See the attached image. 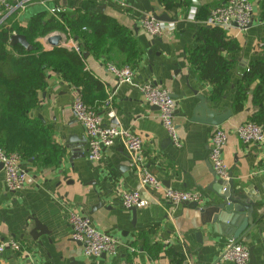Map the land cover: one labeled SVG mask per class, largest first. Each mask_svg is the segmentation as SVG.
<instances>
[{
    "label": "crops",
    "instance_id": "0c3cea01",
    "mask_svg": "<svg viewBox=\"0 0 264 264\" xmlns=\"http://www.w3.org/2000/svg\"><path fill=\"white\" fill-rule=\"evenodd\" d=\"M260 1L253 0L254 22L247 30L234 26L225 31L228 39L235 41L240 49L237 53L224 54L234 65L228 72L225 95L216 101L211 100V86L198 78L188 61L190 52L199 46L197 34L207 27L204 21L197 20L198 11L195 7V15L194 6L168 10L161 0H35L17 12L13 23L25 28L34 15L52 14V10L59 8L64 13L80 11L104 15L129 30L143 50L138 66L131 67L135 72L133 83L118 85L115 76L107 70V64L111 63L128 66L122 54L114 51L109 59L87 54L86 70L104 86L103 94L94 93L92 107L104 125L114 124L143 138L146 166L165 187L200 192L204 206L222 187L212 185L208 165L209 134L214 127L190 121L199 104L192 90L205 96L213 110H231L232 117L220 126L228 134L223 159L234 184L253 189L255 217L260 221L251 240L242 242L248 249L254 248L257 264H264V145L245 146L236 135L239 126L251 122L254 114L264 110V101L260 105L253 103V87L243 110H235L236 86L242 74L251 63L264 60V51L259 48L264 41ZM220 3L224 0H199L200 8L210 9ZM154 16H166L172 23L153 42V37L142 29V23ZM47 37L41 43L49 48ZM68 41L63 36L62 47ZM135 83H156L177 96L175 124L181 138L179 147L171 143L159 121L158 109L145 102ZM79 95L80 90L51 72L41 104L34 113L52 127L55 143L65 149L58 166L41 169L32 160H23L28 182L15 193L7 189L4 174L0 172V242L15 241L22 248L20 252L7 248L0 263L215 264L229 239L215 234L212 225L203 226L198 211L185 205L173 206L159 194L141 188L139 174L121 144L105 149L100 162L92 163L87 159L85 129L76 120L73 110ZM110 96L112 99L107 103ZM70 138H73L71 142ZM136 191L149 205L137 209L134 221L132 212L123 208L120 196ZM71 210L89 217L96 229L117 238L118 254L105 255L98 260L85 256L81 245L72 239L68 224ZM37 221L48 232L39 235L38 240L32 236ZM144 233H148L150 246L158 249L153 250L152 255L140 236Z\"/></svg>",
    "mask_w": 264,
    "mask_h": 264
},
{
    "label": "trees",
    "instance_id": "16d2710c",
    "mask_svg": "<svg viewBox=\"0 0 264 264\" xmlns=\"http://www.w3.org/2000/svg\"><path fill=\"white\" fill-rule=\"evenodd\" d=\"M161 2L168 10L194 6L190 0ZM221 4L210 9L200 8V4L194 6L198 11L197 20L205 21L211 9ZM16 14L0 24V147L7 153L21 155L23 160H32L41 169H49L58 166L65 153V149L55 143L52 127L34 114L48 87L49 74L56 73L64 82L80 90L85 104L94 107V93L103 94L104 86L86 70L84 55L109 59L116 51L125 57V65L135 69L143 50L129 30L104 15L80 11L41 12L21 28L13 23ZM259 17L264 23V0L259 4ZM54 32L68 34L81 53L65 47H45L41 40ZM18 34L26 37L30 50L22 45H11L12 36ZM197 41L199 46L190 52L189 64L198 78L211 86V100H219L225 95L228 72L234 65L224 54L237 53L240 47L217 27H204L197 34ZM252 89L253 103L260 105L264 101V60L251 63L242 74L236 86V111L243 110ZM252 122L263 124L264 110L254 114ZM140 236L145 239L147 252L154 254L156 248L148 243V233Z\"/></svg>",
    "mask_w": 264,
    "mask_h": 264
},
{
    "label": "built area",
    "instance_id": "2783aa9c",
    "mask_svg": "<svg viewBox=\"0 0 264 264\" xmlns=\"http://www.w3.org/2000/svg\"><path fill=\"white\" fill-rule=\"evenodd\" d=\"M35 0H0V24L14 13L24 9L28 4ZM195 8V7H194ZM61 9L52 10V14L61 13ZM255 8L253 0H226L223 4L211 9L209 16L203 22L207 27H217L224 31H229L236 26L240 30H247L254 22ZM196 15V8H195ZM194 19V15L192 17ZM171 23H165L154 18L145 19L142 23V29L151 37H160ZM60 34L52 33L49 36ZM67 40L65 48L81 53L78 44L68 34L62 33ZM69 38V39H68ZM264 48V43L259 45ZM107 70L115 76L118 85L130 84L134 82L135 72L129 66H116L107 64ZM135 87L141 92L145 102L148 105L158 108L159 121L166 129L171 142L179 147L181 138L178 134L175 124V114L178 102L171 93L153 83L138 84ZM110 96L107 103L111 101ZM76 120L84 127L87 137V159L94 163L100 162L105 149L115 147L121 144L131 157V162L136 168L140 177V186L150 192L159 194L173 206L184 203H196L198 206H204V198L200 192L179 191L165 187L146 166L143 156L145 142L140 135L132 133L120 126L104 125L97 111L89 107L83 101L82 96H78L73 107ZM109 117H114L109 113ZM236 135L240 142L245 146L264 145V125L255 122H246L236 129ZM228 141V134L222 127L213 128L209 134V162L213 171L220 180H229V168L223 159V150ZM0 163L3 166L4 181L10 192H18L28 182V176L23 168V158L17 153H7L0 147ZM121 203L124 209L132 208L142 209L149 205L139 192H124L121 194ZM68 224L72 230L73 241L79 243L83 249L84 255L98 260L103 255L116 256L119 252L120 243L117 238L96 229L89 217H86L76 210L69 211ZM7 248L16 252L22 250L21 245L15 241L0 242V260ZM134 252L133 249H131ZM250 264L249 249L243 242L230 239L215 264ZM1 264V263H0Z\"/></svg>",
    "mask_w": 264,
    "mask_h": 264
},
{
    "label": "water",
    "instance_id": "95a60500",
    "mask_svg": "<svg viewBox=\"0 0 264 264\" xmlns=\"http://www.w3.org/2000/svg\"><path fill=\"white\" fill-rule=\"evenodd\" d=\"M192 3L194 6L199 5V0H192ZM154 19L160 22L172 23L166 16H154ZM155 39L156 38L153 37V42ZM46 42L50 48L62 47L63 36L60 34L48 36L46 38ZM11 45H22L26 49H31L26 37L20 34L12 36ZM87 57L88 55L85 54L84 58L87 59ZM155 85L157 84L155 83ZM192 92L199 100V104L196 106V108H194L193 117L190 119V121L204 123L215 128L222 126L226 121H228V119L232 117L233 113L231 110L227 109L222 112L213 110L210 108L209 102L205 96L194 90H192ZM172 97L175 99L177 98V96ZM176 113H178V110H176ZM39 119L44 122L41 116H39ZM72 139L73 138H70L69 142H71ZM128 158L131 161V157ZM208 165L213 176L212 185L214 183L218 184L220 187H222V189L220 191H216L217 193L215 198L205 206H198L196 203H184L182 205H185L192 210L198 211L202 225H212L215 234L222 235L229 240L234 239L238 242H249L252 238L254 229L260 221L259 218L256 219L255 217L256 201L253 197V189L251 187H243V184L235 185L231 175H229L230 177L228 181L220 180L213 171L211 164L209 163ZM2 169L3 166L0 163V172ZM100 205L102 206L103 204L101 203ZM129 211L132 212L135 221L137 209L132 208ZM46 231V228L37 221L35 229L32 232V236L34 239L38 240V237H40L39 235L48 233ZM200 235L201 234L198 236ZM249 256L250 264H257V260L254 255V248L252 247L249 248Z\"/></svg>",
    "mask_w": 264,
    "mask_h": 264
},
{
    "label": "rangeland",
    "instance_id": "374dc122",
    "mask_svg": "<svg viewBox=\"0 0 264 264\" xmlns=\"http://www.w3.org/2000/svg\"><path fill=\"white\" fill-rule=\"evenodd\" d=\"M114 65H116V63H114Z\"/></svg>",
    "mask_w": 264,
    "mask_h": 264
}]
</instances>
